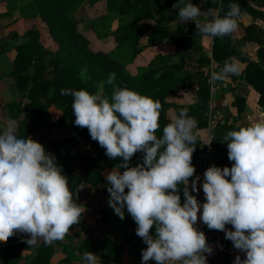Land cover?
<instances>
[{
	"label": "clouds",
	"instance_id": "obj_1",
	"mask_svg": "<svg viewBox=\"0 0 264 264\" xmlns=\"http://www.w3.org/2000/svg\"><path fill=\"white\" fill-rule=\"evenodd\" d=\"M173 8L179 10L181 22H194L198 35L209 38L230 36L242 16L236 3L229 4L223 17L217 15L205 23H200L205 13L192 2L178 0ZM239 74L238 62L229 58L219 72H211L210 80L224 81ZM115 79L116 74L110 73L106 83L113 84ZM60 94L72 97L75 125L87 128L109 159L122 158L123 163L105 177L108 205L121 220L126 209L137 225L136 235L147 246L141 250V264L153 260L156 264H207L205 254L213 249L204 232L194 227L198 219L209 230L224 232L225 239L245 254L244 259L237 255L233 264H264V121L223 137L233 163L231 168L212 165L205 170L201 205L191 194L200 190L199 176L189 190V179L196 171L192 156L197 122L188 109H180L157 138L162 107L158 100L118 86L110 96L84 89H61ZM17 131L18 122L9 118L0 132V243L20 233L30 237L29 246L39 239L51 245L80 223L85 209L75 202L56 157L30 136L18 137ZM136 153H143L142 163L133 167L129 162ZM180 185L184 186L183 204ZM153 228L154 235L150 234ZM80 260L81 264H101L92 252L83 253Z\"/></svg>",
	"mask_w": 264,
	"mask_h": 264
},
{
	"label": "trees",
	"instance_id": "obj_2",
	"mask_svg": "<svg viewBox=\"0 0 264 264\" xmlns=\"http://www.w3.org/2000/svg\"><path fill=\"white\" fill-rule=\"evenodd\" d=\"M79 0H31L27 7L21 11L29 19L38 17L44 18L49 27L53 38L57 41L59 51H53L45 47L41 42L40 31L32 29L28 32V40L18 45L17 56L13 63V70L10 76L13 78L14 86L19 91L20 100L12 101L4 105L6 114L18 122L17 135L20 138L33 136L42 133L46 129H56L58 127H74L75 115L72 111V97L62 96L61 89L87 90L89 93L99 92V85L103 81V95L110 96L114 87H127L140 95L148 96L161 103L159 117V129L155 133L157 138L162 137L163 128L172 122L168 117V110L173 109L177 115L180 109H188V115L194 118L199 128L208 126L207 111L211 98L210 85L207 83V76L204 73L199 75L197 90V102L194 105L175 104L167 101V98L180 87L178 83L184 84V79H180L183 73L182 65L170 63L166 56H157L149 67L145 68L137 76H132L125 70V66L114 58L113 53H107L101 50H95L91 42L86 38L78 28L76 21L71 17V9ZM107 0V6L110 10H118L121 13L131 12L136 21L129 25H124L113 32L119 42L120 47L131 41L137 44L144 34V30L139 20L142 17H152L151 11L155 10L161 18H167V11L177 10L173 4L178 0H167L163 5L155 0ZM192 2L200 6V0H184V3ZM236 3L245 8L248 13L254 17L264 20V0H219L215 6L219 9L222 16L229 10V4ZM183 6V5H182ZM222 6V10H221ZM255 6V7H254ZM147 12V13H146ZM94 26L93 24L91 27ZM197 31L196 25L189 27L181 26L173 33H166L163 21L157 20L154 31L150 35V43H159L165 39H174L178 46L185 48L187 41ZM246 35L241 38L230 36L223 38H213V60L217 63V72L229 58L238 59L246 63L243 71V77L260 94L259 104L264 107V40H259L261 46L258 49L256 60L244 56L242 49L256 40V35H264V29L258 25H250L245 28ZM137 50L133 52L132 60L137 56ZM110 73L116 74L113 84H107L106 81ZM86 74L88 79L84 76ZM245 100L239 96L236 97L234 104L242 112V104ZM57 106L61 115L51 122L50 108ZM243 125L230 123L222 126L209 146V153L214 152L227 132L239 130ZM246 126V125H244ZM38 143L44 144L42 138ZM90 137L87 128H81V131L65 139L51 140L47 143L46 152L56 157L57 165L62 166V171L68 177V186L73 192L74 197L77 191L83 185L99 186L106 182L104 172L106 169H113L123 163L122 158L109 159L105 155V149L97 145L92 154H85L76 150L77 146L86 143L95 144ZM226 153L220 155L214 160V165L218 167L231 168L232 163L228 159V149L225 141L223 143ZM195 151L192 156V165L202 167L206 160V150L199 140L194 145ZM143 153H136L130 166H137L142 163ZM196 170V169H195ZM121 173L124 169H120ZM194 176L190 179H194ZM189 179V180H190ZM181 204L184 202L183 185H180ZM127 192V189L125 190ZM97 225L100 229L106 230L110 225L112 218L108 209H96ZM82 225V221L73 225L70 229H75ZM137 225L125 209L124 223L120 227L122 232V242L119 239L107 235L94 236L86 235L83 242L76 246L73 243L74 236L67 234L64 238L71 243L64 245L62 240L54 241L51 245L45 244L43 239H39L35 245L29 246L26 240L30 237L26 234L17 233L9 238L6 243H0V264H21L24 257L23 251H31L27 256V264H74L81 262L80 257L85 252H92L98 257L108 256L112 264H122L125 244L136 242L137 246L146 248V244L136 235ZM155 234V228L150 231ZM58 246L62 247L67 256L58 263L53 262V257L57 253ZM207 264H226L219 261H207Z\"/></svg>",
	"mask_w": 264,
	"mask_h": 264
},
{
	"label": "crops",
	"instance_id": "obj_3",
	"mask_svg": "<svg viewBox=\"0 0 264 264\" xmlns=\"http://www.w3.org/2000/svg\"><path fill=\"white\" fill-rule=\"evenodd\" d=\"M131 1H134V0H131ZM155 1L157 3L163 5L167 0H155ZM217 1H219V0H200V6L199 7L201 9V12L205 13V15H203L200 18V23L208 22V21L212 20L213 18H215L217 15H219L220 17H223L220 14L219 9L215 6ZM104 3L106 4L105 12H107V15L108 16H110V15L115 16V17L119 18V21L121 20L122 22L118 23V21H116L117 25L113 28L114 30L108 34L107 37H105L104 34L103 35L99 34V35L95 36V39L96 40H103V39L104 40H107V39L111 40L112 39L111 41L114 42V47L112 50L109 51V53L111 52L115 56L117 53V49L120 47V45L116 39V36L113 34V32L116 31L117 29H119L120 27L124 26V25H129V24H132V23L137 22V21H136V17L131 12L121 13L118 10H110V9H108V6H107V0H105ZM178 12H179L178 9L177 10H169L166 13L167 18L165 17L162 19L161 15L157 11L152 10L150 12L152 17L145 16V17H142L138 21L140 26L143 29H145L144 30L145 35H143V37L144 36L146 37V41L143 45L145 47L139 48L142 50L140 54L143 55V54L149 53V52H150L149 54H152V57L148 63H151V61L153 59H156V56H159L161 54L162 55L165 54L163 56H166L167 54H170L169 52L163 51V49L167 50L168 46H170L174 49L176 48L174 45L177 46V42L174 39H165V40H163L159 43H156V44L149 42L150 35L154 31V26L157 24V20L163 21L164 30L168 34L177 31L181 26L189 27L192 24L195 25V23L191 22V21L181 22L178 18ZM241 12H242V16L240 18H238V20H237L238 28L233 33L234 37L241 38V37L245 36L246 35L245 28L247 26H250V25L255 24V25H258L261 29H264V20L263 19L258 18V17L257 18L254 17L253 15L248 13L246 11V9L243 7H241ZM96 23H97L96 21H92L90 23V27L92 24H96ZM97 25H98V23H97ZM106 26H108V25H106ZM103 27L108 29L105 26H103ZM91 29H93V26L91 27ZM195 33L196 34L191 36L189 38V40L187 41V46L185 48H182V50L180 51L181 54L179 56V60L178 61L173 60L174 62L170 61V63H174V64L180 63L182 65V62L185 61L186 54L188 53V51H186V48L188 46H189V50H191V55H193L194 57L195 56L197 57V59L195 61H196V64L198 67L195 68L194 70H192L193 73H192V75H190L191 80H193L192 81L193 87L196 86L195 95L193 96V100L187 102V101H185V98H187L186 95H182V93L184 94V91L188 90L189 81H191V80L185 79V77L182 76L183 75V73H182L180 75V79L181 80L185 79V81L187 83H184V84L178 83L177 86L181 85V87L176 92L172 93L167 98V101L170 103L182 104V105H184V104H187V105L196 104V102H197V90L199 89V86H198L199 85L198 84L199 75L204 73V75L207 76V78H208L207 83L210 85V91H211V98H210V102H209L210 107H209V110L207 111L208 126L206 128L201 129L198 127V124H197V128L194 129V133L197 134V140H199L201 142L202 146L205 148L207 153H206V160L204 162V165L202 167H200L198 170L196 169V171H197L196 175H197L198 173L204 174L205 170L208 167L214 165V160L216 158H218L220 155L226 153V149L223 145L224 140L220 142L218 148L214 152L209 153V151H208L209 146L213 143L214 137L217 135V133L219 131L223 130L222 126L225 125L226 123H227V125H229L230 123H234L236 125L248 126V125L254 124L256 122H262V121H264V107H262L259 104V99H260L259 92L257 90H255L250 84H248L247 81L245 80V78L243 77V71L246 68V63H244L238 59H235L236 62H238L239 67H240V74L238 76L232 75V76H229V78L224 80V81L211 82L210 76L208 75V73H210V71H208L209 69L206 66L213 68V65H214V69H212V70L217 71V69H216L217 63L213 60V55H212L214 41H213V38L199 36L197 31H195ZM84 36H86V35H84ZM86 38H88L90 40L91 46L93 49L104 51L102 49L95 48L94 47V41L91 38H89L87 36H86ZM259 40H261V41L264 40V35L261 33L256 35V40H254L251 43H248L242 49L244 56L252 58L253 60L257 59L258 49L261 46V43L259 42ZM167 42H168V44H167ZM128 44H134V43H132L131 41L125 42L122 46L124 47L125 45H128ZM18 45H20V44L13 45L11 43L8 50L5 47L1 48L0 64H2L5 61L8 64L14 63L15 58L17 56V48L16 47ZM49 46H52V48H54L55 50L59 49L58 47L56 49V47L53 46V43H50ZM145 48H146V50H145ZM140 54H139V56H140ZM137 56L135 57V59L138 58ZM166 57H168V55ZM170 57H172L173 59L175 58L174 55L170 56ZM170 57H168V58L170 59ZM115 59L117 60V58H115ZM135 59L132 61H135ZM200 60H204L206 62V64L204 61L202 63H199ZM186 64H187V62H186ZM143 66L145 67L146 65H143ZM184 70H185V68L183 69V71ZM137 75H134V76H137ZM11 79L13 80V78L10 76V73L8 74V76H6L3 79H2V77H0V99H1V102H0V122L3 123L1 126L2 128H0V132H2L4 130L5 122L10 118L6 114V110L4 109V105L7 103H10L12 101L20 100L19 91L15 88V86L13 88L8 86L9 84L11 86V84H12L11 82H13V81H11ZM13 85H14V82H13ZM237 96H239L245 100L242 104L243 109H242L241 114H239V110H238L237 106L234 104ZM61 113H62V111L57 106H55V105L51 106L50 114L52 116L54 115V117L56 119L61 115ZM169 113H171V117L169 116ZM167 115L171 120H173V118L176 116L173 109L168 110ZM58 128H61V127H58ZM64 128H68V127H64ZM52 130H55V129H46L42 133L38 134L37 136L36 135L31 136V138L33 140L35 139L34 141L37 142L39 138L43 139L44 137L47 136L48 132H51ZM51 140H59V139H51ZM210 140L212 143L210 145H207ZM43 141H44L43 146L44 145L46 146L47 143L49 142V141L45 142L44 139H43ZM44 148H46V147H44ZM108 170H110V169H108ZM104 175H105V172H104ZM192 180L193 179L189 180V190H190V183ZM108 186H109L108 184H101L99 186L83 185L80 187V189L77 191L74 199H75V202L77 204L82 205L85 209V211L82 213L81 220H83V222L86 225L84 224V225L78 226L75 229H70L67 234L72 235V237L73 236L74 237L75 236H82L85 234L87 228L88 229L94 228L93 230L97 229L98 225H96V222H97L96 208L98 205L97 204L93 205V208H91L90 205H87V203H84V201L82 203L80 202L82 199V194L84 195L90 191H93L94 194H97V193H99L100 190H102L101 196H103V195L105 196V199H103V202L106 201V204H102V207L109 208V212L111 213V215H113V217L111 218L113 220V218L115 217L114 211L108 205V200H109V197H107V193H108L107 187ZM191 194L194 195V192ZM92 199H94V198H91L90 200H92ZM90 203H92V202L90 201ZM112 220H111L112 225H110V227H113L114 224L117 225L116 224L117 221H114V220L112 221ZM122 225H123V221L119 226L121 227ZM110 227L107 228L105 232H107L108 229H110ZM84 238H85V236H84ZM83 240H82V242H83ZM62 243L64 245L68 246V243H71V242H69V240L64 238L62 240ZM124 246H125V250L123 253L122 264H141V262H142L141 250L145 249V248H141V247L137 246L136 242H133L131 244H125ZM59 247L60 246H58L57 248H59ZM30 254H31V251L21 252V255L25 256V258L27 256H29ZM66 256H67V253L65 252V250L62 247H60V249L57 250V253L53 257V262L58 263L59 261L64 259ZM25 258L22 260L21 264H27ZM99 258H100L101 264H112L110 261L111 259L108 257L101 256ZM74 264H81V262L76 261ZM148 264H156V262L153 260V261H149Z\"/></svg>",
	"mask_w": 264,
	"mask_h": 264
},
{
	"label": "rangeland",
	"instance_id": "obj_4",
	"mask_svg": "<svg viewBox=\"0 0 264 264\" xmlns=\"http://www.w3.org/2000/svg\"><path fill=\"white\" fill-rule=\"evenodd\" d=\"M98 1V2H97ZM79 0L71 9V17L76 21V24L78 25L79 31L83 34L86 35L87 37L91 38L94 41V47L98 48V49H102L105 52H108L110 50L113 49L114 47V42H112L110 39L107 40H96L95 36L101 34V35H105V37L108 36V34L113 31L114 27L117 25L118 23H121L122 21H119V18L115 17V16H108L107 12H105V7L106 4L104 3L105 0ZM31 0H0V51L1 48H6L7 50L10 47V44L12 43L13 45L16 44H21L25 41L28 40L27 38V34L30 30L32 29H38L40 31L41 37L40 40L41 42L45 45V47L52 49L53 51H59L55 50L54 48H52V46H49L50 43H53V46L60 48L59 44L57 43V41L52 37L51 32H50V27L47 23V21L42 18V17H38V18H34V19H29L27 18L24 14H22V9L24 7H27L30 4ZM95 4V5H94ZM92 21H96L98 23L93 24V29H91L90 27V23ZM108 25V26H106ZM111 27H110V26ZM103 26L107 27L108 29L104 28ZM145 35V34H143ZM143 35L141 36V39L139 40V42L137 44H128L125 45L124 47L121 46L117 49V53L114 56L115 58H117V60L122 63L125 66V70L131 74L132 76L140 74L145 68L149 67V60L152 57V54L149 53H145V54H140L141 53V49H139L140 47H145L143 46L145 41H146V37ZM85 36V37H86ZM103 38V37H102ZM168 44V42H167ZM176 48H172L170 46H168L167 50L163 49V51L165 52H169L170 54H167L168 57L170 56H175V58L173 59L172 57H170V59L167 57L168 61H178L179 60V56L181 54V50L182 48L176 45H174ZM137 50V59H135V61H132V55L133 52ZM146 50V48H145ZM120 51V52H119ZM186 51H188V53L186 54V59L185 61L182 62V67L185 68V70L183 71V77H185V79L191 80V76L192 75V70H194L195 68H197V64H196V59L197 57L191 55V50H189V46L186 48ZM111 53V52H110ZM140 54V56H139ZM165 55V54H163ZM162 54L160 56H163ZM166 55V56H167ZM157 58V56H156ZM204 59V58H203ZM155 60V59H153ZM152 60V61H153ZM151 61V62H152ZM173 61V62H174ZM204 60H200L199 63H202ZM187 62V64H186ZM205 62V61H204ZM177 63V62H176ZM206 64V62H205ZM143 65H146L145 67ZM176 65H180L176 64ZM2 66V67H1ZM210 71V73L213 71L212 69H214V65L213 68L206 66ZM206 68V69H207ZM0 77L5 78L6 76H8L9 73L12 72L13 70V64H8L5 62H3L2 64H0ZM191 69V70H190ZM210 73H208V75L210 76ZM182 74V73H181ZM84 76L88 79V76L86 74H84ZM190 76V77H189ZM184 79V81H185ZM11 81H13L11 79ZM193 80L189 81V88L188 90L184 91V94L182 93V95H186L187 98H185V101L189 102L191 100H193V96L195 95V89L196 86L193 87L192 82ZM14 82V81H13ZM13 82H11V86L10 84L8 85L9 87L13 88ZM212 82V81H211ZM185 83H187L185 81ZM104 84L105 82H101L99 85V93L103 95V89H104ZM211 84V83H210ZM188 85V84H187ZM129 89V88H128ZM1 102V99H0ZM2 106V105H1ZM169 116L171 117V113H169ZM56 120V118L54 117V115H51V122H54ZM3 123L0 122V128H2ZM81 131V128L78 126H74V127H70V128H56L55 130H52L51 132H48L47 136L44 137L43 139L45 140V142L50 141L51 139H65L68 138L70 136H75L77 135L79 132ZM35 140V139H34ZM98 142H95V144L93 145H89L86 143H82L80 145L77 146L76 150L85 153V154H92L94 152V150L97 147ZM44 147L47 148V145ZM199 166H195V169H199ZM111 170L106 169L105 170V177L106 175L111 172ZM196 176V175H195ZM195 179V177H194ZM191 180V179H190ZM103 184H108L107 181ZM190 191H191V183H190ZM102 190L99 191V193L94 194L93 191H90L86 194H82V199H81V203L84 201V203H87V205H90L91 208H93V205H98L96 209H98L99 207H102V204H106V201L103 202V199H105V196H101ZM193 193V192H192ZM107 197H109V193H107ZM91 198H94L92 200H90ZM92 203H90V201ZM105 208V207H102ZM108 209L109 208H105ZM115 219L113 218L114 221H117L115 225L113 227H110L111 221H110V225L107 227L110 229H108L107 232H105L106 230L100 229L97 226L96 230L92 229H88L86 230L85 234L82 236H75L73 239V243L76 246H79L80 243L82 242V240L84 239V236L86 235H94V236H101V235H107L110 236L112 238H116L119 239L122 242V232L120 229V224L124 223V219L121 220L115 213ZM113 217V215H112ZM125 218V216H124ZM97 219V218H96ZM112 220V219H111ZM112 220V221H113ZM82 221V225H84L85 223ZM119 224V225H118ZM86 225V224H85ZM97 225V222H96ZM70 242V241H69ZM72 242V241H71ZM60 249V247L58 248ZM25 258V256H23ZM104 257H108V256H104ZM110 258V257H108ZM111 259V258H110ZM111 263L113 262V260H110ZM57 263V262H55Z\"/></svg>",
	"mask_w": 264,
	"mask_h": 264
},
{
	"label": "built area",
	"instance_id": "obj_5",
	"mask_svg": "<svg viewBox=\"0 0 264 264\" xmlns=\"http://www.w3.org/2000/svg\"><path fill=\"white\" fill-rule=\"evenodd\" d=\"M196 176L200 177V183L197 187L200 189L199 192H194L198 202L202 205L205 202L204 193L202 191V183L204 179V174L198 173ZM195 176V177H196ZM202 212V208H201ZM199 216V214H198ZM194 227L198 231L204 232L206 236L207 244L213 249L212 254H205L207 261H219L226 264H233L234 259L237 255L244 259L245 254L236 250L231 241L225 239V233L222 231L209 230L201 220L198 219V222ZM226 229L233 230L231 225H226Z\"/></svg>",
	"mask_w": 264,
	"mask_h": 264
}]
</instances>
